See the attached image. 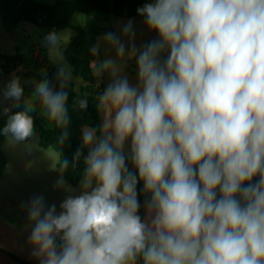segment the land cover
Returning a JSON list of instances; mask_svg holds the SVG:
<instances>
[{"label": "clouds", "instance_id": "9594fccd", "mask_svg": "<svg viewBox=\"0 0 264 264\" xmlns=\"http://www.w3.org/2000/svg\"><path fill=\"white\" fill-rule=\"evenodd\" d=\"M137 13L158 36L139 52V85L115 79L99 100L103 136L82 130L83 145L91 146L84 191L67 196L58 214L42 196L31 200L33 254L41 264H135L140 256L143 264H264V0H154ZM131 31L129 22L124 32ZM103 39L124 56L114 33ZM65 40L55 31L44 37L60 90L47 79L36 84L33 99L3 129L15 142L34 135L35 101L58 127L69 123ZM91 51L98 54V45ZM93 68L120 71L111 59ZM22 95L14 77L4 96L19 102ZM66 138L64 131L60 143ZM129 138L151 194V225L137 215L138 181L122 151ZM57 156L63 173L68 161ZM57 183L64 185L62 176Z\"/></svg>", "mask_w": 264, "mask_h": 264}, {"label": "trees", "instance_id": "16d2710c", "mask_svg": "<svg viewBox=\"0 0 264 264\" xmlns=\"http://www.w3.org/2000/svg\"><path fill=\"white\" fill-rule=\"evenodd\" d=\"M147 1L56 0L53 4H45L31 0H0V19L3 29L6 32L15 31L24 24H31L44 30V37L51 31L59 33L62 30L70 29L75 32L74 36L70 38L67 46L64 48L63 56L72 67L73 75L81 78L84 81V85L77 89L69 81L64 88L68 93L66 108L69 123L66 129L58 127L45 114L41 116L37 111L30 113L34 122V134H37L39 138V146L44 149H53L61 160L67 159V169L61 173L58 163L57 169L60 175L71 186L78 185L83 180L85 174L86 164L84 156L86 150L80 140L82 128L85 126L96 128L97 138L103 136L100 129V116L102 112L99 108V100L103 93V86L99 82L96 69L91 67V63L96 61L98 56V54H93L91 49L95 46L97 37L109 32L112 18L134 17L138 14L137 9L143 7ZM76 20H80L81 22L75 23ZM43 46L42 54L44 57L42 62L36 65L32 71L23 70L19 73L17 72V74L21 75L25 81L33 82L34 87L42 80L47 79L53 90L58 91L60 90V82L57 79L58 68L48 57L45 42H43ZM167 58L164 65L166 64ZM21 64L22 58L17 50L11 56L0 53V76L14 74ZM80 100L87 101V107L85 109L79 108L78 102ZM25 101L22 95L19 102H14L10 112L2 115L0 113V143L6 137H11L10 134L4 135L3 129L7 125L11 115L24 110ZM64 131L67 132V138L61 144L60 137ZM78 150L81 155L76 160L75 154ZM125 162L130 167L129 172L137 177L136 194L139 202L137 215H139V210L142 206L149 208L148 204L151 201V194L145 191L143 181L139 179L138 170L134 163L126 159ZM5 166L6 158L0 151V178L2 177ZM258 181L259 176H256L249 183L255 184ZM217 197L219 198V192L217 193ZM10 257L20 264H28L14 256L10 255Z\"/></svg>", "mask_w": 264, "mask_h": 264}, {"label": "crops", "instance_id": "0c3cea01", "mask_svg": "<svg viewBox=\"0 0 264 264\" xmlns=\"http://www.w3.org/2000/svg\"><path fill=\"white\" fill-rule=\"evenodd\" d=\"M31 1L53 4L56 0ZM147 3H151V1L148 0ZM129 22H131L132 31L126 34L124 27ZM109 32L114 33L125 46V54L123 57L118 56L116 47L110 42L101 39L105 35L97 37L95 46L98 45V56L94 62L100 64L105 60L111 59L116 62L120 69L115 76L110 70L102 71L98 74L99 82L103 86V92L109 84L120 77H127L130 86L137 87L139 85L137 66L139 52L148 43L158 39L156 32L148 28L146 18L139 14L131 18H112ZM74 34L75 32L73 31L70 38ZM26 36H30L28 24L22 25L15 31L6 32L0 19V53L3 55H14L16 50L12 49L16 47L17 39L19 37L26 38ZM42 37L44 40V30ZM133 46L136 49L134 55L132 54ZM34 47L30 52L31 62L23 66L22 61L20 67L24 71H32L43 60L44 55L41 49L37 46ZM168 53L169 51L165 49L158 57L162 66ZM38 54L41 57H38ZM47 55L49 57L48 52ZM91 67L93 68V62ZM29 85L32 95H34L35 87L33 82L29 83ZM102 124L103 115L101 114L100 129ZM80 140L83 144L82 131ZM38 141V135L34 134L26 142H15L8 136L0 143V151L6 158V166L0 178V264H20L11 258L10 255L28 264H41V259L33 254L34 246L30 241L35 222L29 219V205L34 197L42 196L46 208L54 204L58 214L61 211L60 204L67 196H77L84 191L83 180L78 185L71 186L63 178L64 185L58 186L57 182L61 175L57 169V153L51 148L44 149L40 147ZM84 147L86 150L84 158H86L91 146L84 145ZM151 220L152 218L147 222L142 219V222L151 225ZM60 235H63V233ZM56 245L59 251L61 245H63L59 236L56 237ZM135 264H143L142 256L136 260Z\"/></svg>", "mask_w": 264, "mask_h": 264}, {"label": "rangeland", "instance_id": "374dc122", "mask_svg": "<svg viewBox=\"0 0 264 264\" xmlns=\"http://www.w3.org/2000/svg\"><path fill=\"white\" fill-rule=\"evenodd\" d=\"M149 1H151V3H153V0H149ZM79 22H81V21L76 20L75 23H79ZM28 26L30 29V36H26V38L19 37L17 39V42H16V44H17L16 47H13V49H12L14 51L17 50L19 52V54L21 55V58L23 61V66H26L29 62H31L30 52L32 49L35 48L34 46L39 47V49H41V51L44 47L43 46L44 40L42 37L43 36V30L39 29V28H37L31 24H28ZM58 34H61L62 36H64L66 38L65 41H62V50H64V48L67 46V44L70 40L71 34H73V31L70 29H65V30L60 31ZM101 39H103V37ZM6 50L8 51V49H6ZM8 56H11V55H8ZM38 57H41V55L38 54ZM52 62L57 68L59 67V65L57 63H55L53 60H52ZM64 62L67 65H69L65 59H64ZM70 69H71V80H70V82H72L74 84L75 88L78 89L79 87L84 85V81L81 78L73 75L71 66H70ZM20 71H23V70L19 66L15 72L16 74L14 73V74L8 75V76H0V113H1V115L5 113L4 112L5 109H8V112H10L13 105H14V102H15L14 99H6L4 96V93L7 91L8 84L10 83V81L14 77H18L21 87L22 88L24 87L23 97L25 98V100L28 101V100L33 99L34 95H32L31 87L29 85V83H31V81L27 82V81H25V79H23V77L21 75L17 74V72L19 73ZM35 105H36V111L41 116H44V111H43L41 105L38 103V101H35ZM122 151H123V154L125 156V159L127 161H130L133 163L132 158H131V139L130 138L128 140H126ZM128 171H130L129 165H128ZM139 216L141 218V221H142V219H145L148 222V220L153 218L154 211L150 210L149 208H147L145 206H142L139 210Z\"/></svg>", "mask_w": 264, "mask_h": 264}]
</instances>
